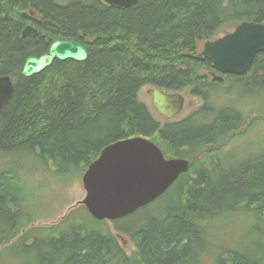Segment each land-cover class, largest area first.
<instances>
[{
	"label": "trees",
	"instance_id": "1",
	"mask_svg": "<svg viewBox=\"0 0 264 264\" xmlns=\"http://www.w3.org/2000/svg\"><path fill=\"white\" fill-rule=\"evenodd\" d=\"M245 20L264 23V0H137L125 9L97 0H0V75L14 84L0 112V151L26 152L53 178L67 181L104 146L137 136L167 158L190 162L160 197L124 217L132 219L130 227L112 222L134 244L132 255L105 220L87 212L92 222L70 221L73 209L6 249L33 251L31 264H264V148L238 162L222 163L216 149L207 161L194 162L241 129L252 111L264 110L245 112L233 104L247 98L264 104V51L244 74L226 76L230 92L241 91L224 104L213 103L210 62L187 55ZM27 25L36 33L22 35ZM58 39L79 42L87 58L20 74L27 57L45 53ZM143 87L187 91L202 103L179 120L161 122L138 99ZM16 180H0V245L36 219L20 220ZM235 214L248 221L245 241L215 242L210 224Z\"/></svg>",
	"mask_w": 264,
	"mask_h": 264
},
{
	"label": "water",
	"instance_id": "2",
	"mask_svg": "<svg viewBox=\"0 0 264 264\" xmlns=\"http://www.w3.org/2000/svg\"><path fill=\"white\" fill-rule=\"evenodd\" d=\"M106 7L125 9L137 0H97ZM33 14V12H30ZM30 25L21 34H34ZM264 51V23L245 20L213 40L205 41L196 53H187L196 60H208L220 74H244L257 52ZM86 48L71 39L50 43L47 51L25 59L20 74L31 76L51 66L55 60L84 61ZM211 81H222L212 73ZM14 84L8 75H0V112L11 99ZM146 93L151 105L166 120L178 116L185 104L180 92H167L149 87ZM189 160L167 158L151 140L137 136L114 141L104 146L82 173L85 196L78 203L97 220L114 221L128 216L160 197L184 172Z\"/></svg>",
	"mask_w": 264,
	"mask_h": 264
},
{
	"label": "rangeland",
	"instance_id": "3",
	"mask_svg": "<svg viewBox=\"0 0 264 264\" xmlns=\"http://www.w3.org/2000/svg\"><path fill=\"white\" fill-rule=\"evenodd\" d=\"M221 36V35H220ZM231 86L227 81L222 83H214L211 89L214 104H224L227 98H233L241 91L238 87L233 88L231 93ZM149 87H143L138 92V99L144 102L159 118L161 122L166 120L157 114L151 105L150 97L146 93ZM185 97V104L180 114L172 119V121L179 120L189 114L193 109L198 107L202 102L199 98L190 95L187 91L180 92ZM256 99H241L233 104L238 106L243 111L247 112L250 109L258 110L264 109V104L256 103ZM232 103V102H231ZM264 148V110L261 113L251 112L247 123L239 130L233 132L227 141L222 145H217L213 148H205L194 159L207 161L212 153L223 161L230 160V162H238L243 156L258 152ZM193 159L191 161H193ZM207 159V160H206ZM203 161V162H205ZM11 172V173H10ZM15 175L18 182V192H20V206L21 215L20 220L27 218H36L32 224L24 227L16 237L9 241V243L0 245V264H31L34 261L33 251L24 253L17 245L11 249L6 247L16 244L20 235L35 227H46L53 223H57L73 209L70 221L73 218L81 219L86 223L92 222L91 216L87 213L86 208L78 202L85 196V190L82 186V173L73 174L67 181L53 178V175L41 164L37 162L34 156L26 152H12L6 153L0 151V180L3 183L9 181L10 176ZM9 178V179H8ZM138 215V214H137ZM243 216V215H242ZM239 214L228 215L226 218L218 219L211 223L210 227L214 229L217 236L215 242L223 243L222 240L226 238L231 240V243L240 244L245 241L246 232L245 225L248 223ZM139 218V216H136ZM134 219H137V218ZM128 219V220H127ZM132 220V219H131ZM129 218H119L114 221H106L107 226L113 231V234L118 239L124 251L132 255L135 251L134 244L124 234H118L113 229V223H118L119 226L130 227ZM113 222V223H112ZM32 236L35 233L31 234ZM214 241V239H213Z\"/></svg>",
	"mask_w": 264,
	"mask_h": 264
},
{
	"label": "flooded vegetation",
	"instance_id": "4",
	"mask_svg": "<svg viewBox=\"0 0 264 264\" xmlns=\"http://www.w3.org/2000/svg\"><path fill=\"white\" fill-rule=\"evenodd\" d=\"M212 73H215L216 75H220L222 76V81H211V78H212ZM230 74H220L218 72H216L213 68L210 70V71H207V79H208V83L210 84H214V83H222V82H225V78L226 76H228Z\"/></svg>",
	"mask_w": 264,
	"mask_h": 264
}]
</instances>
